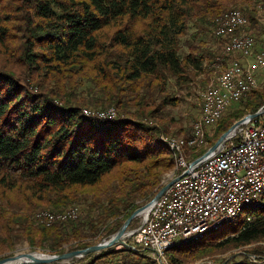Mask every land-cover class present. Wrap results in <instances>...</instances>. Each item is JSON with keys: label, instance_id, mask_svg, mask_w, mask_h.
I'll list each match as a JSON object with an SVG mask.
<instances>
[{"label": "trees", "instance_id": "obj_1", "mask_svg": "<svg viewBox=\"0 0 264 264\" xmlns=\"http://www.w3.org/2000/svg\"><path fill=\"white\" fill-rule=\"evenodd\" d=\"M231 3L256 30L259 16L249 0H0L3 250L21 240L52 254L64 253L65 246L88 248L115 234L154 198L175 167L161 140L167 133L163 112L179 102L170 96L169 82L187 85L191 71L213 63L230 35L214 31L220 42L212 47L202 40L188 45L184 38L190 28L195 36L207 34ZM263 106L264 88L252 89L189 159L202 156L235 121ZM109 107L117 111L113 120L83 113ZM262 197V204L240 212L221 233L169 249L166 264H190L248 246L225 264H264ZM73 205L83 208L78 220L50 227L33 222L37 210ZM74 264L158 263L139 247H111Z\"/></svg>", "mask_w": 264, "mask_h": 264}, {"label": "built area", "instance_id": "obj_2", "mask_svg": "<svg viewBox=\"0 0 264 264\" xmlns=\"http://www.w3.org/2000/svg\"><path fill=\"white\" fill-rule=\"evenodd\" d=\"M227 18H235V25L222 23L216 31L219 36L233 33V40L228 41V54L239 57L230 58L229 78L216 81L202 94L201 114L192 127L191 141L208 133L211 116L239 102L246 91L256 88L255 73L264 68V52H258L256 61H248L255 41H246L245 27L240 25L238 17L229 14ZM86 114L106 120L115 118L111 111ZM191 165L180 163L178 178L143 213L141 224L131 236L158 264L161 246L200 235L205 227L229 214L233 204L254 200V190L264 176V114L240 126L195 168Z\"/></svg>", "mask_w": 264, "mask_h": 264}, {"label": "rangeland", "instance_id": "obj_3", "mask_svg": "<svg viewBox=\"0 0 264 264\" xmlns=\"http://www.w3.org/2000/svg\"><path fill=\"white\" fill-rule=\"evenodd\" d=\"M249 2L250 3L247 6H249V7H251V5L254 6V8H255L256 12L258 13V16H259V19H258L259 26L257 27L256 30L250 29L248 17L246 14H244L245 12L241 9V7L239 5L235 6L231 3V4H229V6L226 8L225 11H227L228 9H235V8L241 10L242 14L247 19L248 25L246 24V26H245L246 28H249V31L247 29V31H248L247 33H248V35H251L254 38V41H255L254 53L256 54L258 52H264V2H263V0H249ZM217 22H218V19L215 20V24H214L215 27L208 26L207 29L211 30V31H209V32H207V34H203V35L195 36V32H196L195 28L194 29L190 28L188 31V35L184 38V40H188V45L197 44L200 40L205 41L206 42L205 44H207V47H212V46L218 45L220 41L217 38H215V36L213 34V32L216 31V29H217ZM216 33H217V31H216ZM236 35H238V34H236ZM227 42H228V40H227ZM183 48H184V51L186 52L187 51V43H185L183 45ZM219 53H220L219 54L220 56L218 55V57H216L214 59L213 63H210V64L205 63L199 70L194 71V72L191 71L192 81H190L187 85L179 87L174 80H171L169 82L168 92H169L170 96H172L173 98H176L177 100H179V102L177 105L167 106L163 112V120L166 122V125H167V133H163L161 135V140H162V136H167L168 134L169 135L167 137L172 136V137H180V138H182V137L186 138V137H189L191 135L192 127H193L194 123L199 119L200 114H201V97H202V94L207 90L208 87L215 84V82L217 81V78L221 74L220 72H222L223 70H225L228 67V65H229L228 62L230 61V58L237 56L236 54H234V55L225 54L224 55L223 48ZM223 56H225L226 58H224ZM237 57H239V56H237ZM220 58H222V59H220ZM0 61H1L0 62V64H1L2 59H0ZM222 63L224 66L221 65ZM255 79L257 82L256 88H258V89L264 88V68L258 70L255 73ZM256 88H254V89H256ZM241 100H239V101H241ZM238 103L239 102L232 104L230 106V108L233 107L234 105L238 104ZM114 108L115 107H109L108 109H105V110L114 109ZM85 109L96 110L94 108H84L83 111ZM115 110H116V108L114 109V111ZM115 113H116V117H117V111ZM237 121H235V122H237ZM156 123H157L156 120H148L147 121V124H149V125H155ZM214 128H215V126L208 129L209 134H212L214 132L213 131ZM170 133H171V135H170ZM235 137H237V136H235ZM191 152H192V150H191ZM188 155L189 156L191 155L190 151H188ZM169 174H171V172H168L167 174L164 175L162 182H161L162 186H164L165 183L169 182V180L172 178V176H169ZM76 208H77V215L75 214L74 216H72L69 219H65V220H59L58 219V220H54V221L57 222V221H66V220H73V221L78 220L83 214V208L80 205H73V206H69V207L63 209L62 211L53 212V213L50 210H37L34 213L33 222H34V224H38V225L40 224V225L45 226V227H50L55 222L53 221L48 225L46 223L47 221H45L46 219L42 216L43 212H45L44 214L51 212V214L54 215V214H62L63 212L65 213L67 211H70V210L76 209ZM243 213L244 212L241 211V214H243ZM36 215L38 216V218ZM41 216L44 220L41 218ZM55 216H57V215H55ZM75 217H76V219H75ZM135 219H136V221L133 224V227H131L129 225L127 230L138 229L139 225L142 222L143 214H140ZM227 226H224V227L222 226L219 229L220 233L222 231H224ZM103 240H106V239H103ZM103 240H101L100 242H102ZM100 242H98V243H100ZM126 242L128 244L138 248V244L136 243L135 239L131 238V236L126 238ZM98 243H96V244H98ZM96 244H94V245H96ZM5 245L6 244H4L3 246H0V260L7 258V257L14 256V255L19 256V255H24V254H29V253H32V254L33 253H39V254H43V255H58V254L50 253L47 249L38 248V247L33 248L26 240H21L20 242L15 244L13 246L12 250H3ZM65 247H66V251L64 253L76 251V250L69 251L68 246H65ZM116 248L120 249L122 247L116 246ZM249 248H250V246L240 248V249H236V250L227 252L223 255L213 256L210 258L207 257V258H204L200 261L192 262L190 264H219V262L222 259H225V261H226L228 258L231 259L232 256H234V257L239 256L240 254L245 253L244 251L249 249ZM77 250H81V249H77ZM64 253H62V254H64ZM95 254H99V253H93L91 255H95ZM85 257H83V258H85ZM83 258H74V259H70V260L64 259V260L53 262L50 264H74V263L78 262L79 259H83ZM164 263L166 264V262H164Z\"/></svg>", "mask_w": 264, "mask_h": 264}, {"label": "bare ground", "instance_id": "obj_4", "mask_svg": "<svg viewBox=\"0 0 264 264\" xmlns=\"http://www.w3.org/2000/svg\"><path fill=\"white\" fill-rule=\"evenodd\" d=\"M229 14H231V17H238V20L240 21V25H242V27L246 26V24H247L246 17L242 14L241 10L236 9V8H235V10L234 9H228L227 11H225L223 16L218 21V23H219L218 26L221 25L222 23H226V25H235V18H227V16ZM223 35H228V36L230 35V37H228V41L233 40V33H223ZM253 40H254V38L251 35H248V33L246 32V41H253ZM228 51H229V42H226V44L224 46V49H223L224 55L228 54ZM223 57L226 58L225 56H223ZM220 59H222V58H220ZM256 59H258V53L255 54L254 50H250L249 54H248V61H256ZM229 62H228L229 65L227 64L228 67L225 70H223L222 72H220L221 74L217 78V81H221V80H225L226 78H229V74H230V63ZM221 65L224 66L223 63ZM251 90L252 89H249L248 91H246V93H244V97H246V95L248 93H250ZM230 106L231 105H229V108H230ZM229 108H224V109L220 110L219 113H216L213 116H211V122L207 123V131H208L209 128H211V127L216 125L218 120L228 111ZM114 109H109V110H90V109H85L83 111V113L86 116L97 117L99 119L106 120V117L91 116V115H88L86 113H101V112H109V111H111V114L115 115V117H116V113H115L116 110L114 111ZM170 135H171V133H170ZM167 136H165V140H164V138L162 136V140L169 147V150L171 151V153L173 155V158L175 160V167L171 171V174H169V176H172V178L169 180V182L172 181V180L174 182V180H176V178H178V174H179V170H180V163H193L195 161V160L191 161L189 159L188 151H190V153H191V150L192 151H197L198 149H201V148L205 147L207 145V141H206V135H204L203 138L196 139L195 141H191V136H189L187 138H184V137H182V138H180V137H172V136L171 137H167ZM220 146H222V144L219 145L217 148H219ZM169 182H167V183H169ZM167 183H165V185ZM166 191H168V188L166 189ZM263 193H264V176L259 179L258 184H257V189L254 190V200L242 201V202H238V203L233 204L232 205V210H230L229 214L223 215L222 218H219L217 222H214L212 224V226L205 227L204 228V232H202V234H200V235H197V236H194V237H190V238H188V240H185V241H178V242H174V243H171V244H166L164 246H161L160 249H159L160 263L166 262V254H167V251L169 249H171V248H173V247H175V246H177L179 244L182 245V244H186V243L188 244L189 242H194V241L197 242V240L203 238L205 235L213 233V232H216L217 230H219L225 224H228V223L234 221L241 211H246L248 209H251V208H253L255 206H258V205L262 204L263 203V197H262ZM146 211H147V209H145L143 212H141V214L146 213ZM44 213L45 212H43L42 216L46 219L45 221H47L46 223L49 225L54 220H58V219L59 220H65V219L71 218L75 214L77 215V208L76 209H72L70 211H67L65 213L63 212L62 214H54L53 215V214H51V212L50 213H46V214H44ZM55 215H57V216H55ZM42 216H41V218H42ZM76 217H75V219H76ZM37 218H38V216H37ZM33 256L41 257L42 255L39 254V253H34ZM29 261H30V259L26 256V254H24V255L17 256L13 260H8L4 264H25V263H27Z\"/></svg>", "mask_w": 264, "mask_h": 264}, {"label": "water", "instance_id": "obj_5", "mask_svg": "<svg viewBox=\"0 0 264 264\" xmlns=\"http://www.w3.org/2000/svg\"><path fill=\"white\" fill-rule=\"evenodd\" d=\"M262 114H264V106L262 108H260L257 112H255L253 114H247L246 116H244L243 118H241L240 120L235 122L225 133H223L220 136V138L217 140V142L213 146H211L207 150L206 153H204L202 156H200L198 159H196L192 163L191 168L192 169L195 168L203 160H205L207 157H209L216 150V148L219 145L223 144L230 136H232L240 126L248 123L249 121H251L254 118L261 116ZM172 182H173V180L170 181L169 183H167L166 185H164L150 202H148L144 206L135 210L133 212V214L124 222V224L121 226V228L114 235H112L109 239L103 240L102 242H100L96 245H93L91 247H88L86 249L76 250V251H72V252H68V253H64V254H58V255H43V254H41L42 256L38 257V256H33L34 253L33 254L29 253V254H26V256L30 259V261L25 263V264H50V263L61 261L64 259L70 260V259H74V258H83L89 254L100 253L104 250H107L111 247H116V246L135 250L136 248L134 246H132L126 242V238L132 236L135 233L134 232L135 230H127L130 223L135 218H137L141 214V212H143L145 209H147V211H148L154 205V203L160 198V196L166 191V189L172 184ZM248 256L250 258H254L251 255H248ZM16 257L17 256L14 255L11 257L1 259L0 264H4L6 261L13 260ZM232 257H234V256H232ZM228 260H230V258H228L224 262V264ZM160 264H163V263H160Z\"/></svg>", "mask_w": 264, "mask_h": 264}]
</instances>
